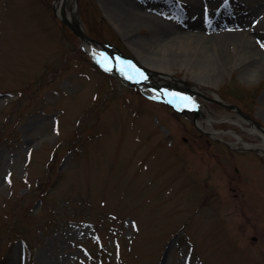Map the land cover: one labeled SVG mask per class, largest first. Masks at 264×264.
Returning <instances> with one entry per match:
<instances>
[{
  "label": "rangeland",
  "instance_id": "374dc122",
  "mask_svg": "<svg viewBox=\"0 0 264 264\" xmlns=\"http://www.w3.org/2000/svg\"><path fill=\"white\" fill-rule=\"evenodd\" d=\"M53 1L0 0V264H264V155L226 130L261 131L225 105L264 127V0H77L84 31L130 58L122 77L79 48ZM197 42L202 81L179 62ZM144 49L164 56L148 66ZM144 67L180 80L165 86L210 120L145 93Z\"/></svg>",
  "mask_w": 264,
  "mask_h": 264
},
{
  "label": "bare ground",
  "instance_id": "6f19581e",
  "mask_svg": "<svg viewBox=\"0 0 264 264\" xmlns=\"http://www.w3.org/2000/svg\"><path fill=\"white\" fill-rule=\"evenodd\" d=\"M190 1H191L190 3H192V4L194 3L197 6V4H198V2L200 0H190ZM61 5H62V0H56L55 1V9H56L57 13L59 12V9H60ZM73 9H74L73 5L71 7H68V8L65 9V14H66V17H67L68 20H71L73 18ZM197 16L198 15L195 16L196 18H194L191 21H189L188 25H190V26L193 25L196 28V31H197L196 34H199V36H202V35L204 36V34L202 33V32H204L203 31L204 23L202 21H200ZM140 17H143V16H140ZM131 23H133V21ZM168 31H170V30L167 29V28L161 27V32L162 33H166ZM161 32H159V35H162ZM199 32H201V33H199ZM248 38H246V39H248ZM179 46L181 47L182 45L179 44ZM183 46L185 47V45H183ZM252 47L253 46H252L251 43H249V45L246 46L248 51ZM87 48L88 49L90 48V49L94 50V48H92L90 45L89 46L87 45ZM105 48H107V47H105ZM158 49H160L159 51L162 50L161 52L165 51V48H162V47H158ZM196 49L200 51V53H201L200 55L195 53ZM97 50L98 49L95 48L94 51L97 52ZM185 50L187 51L186 55L185 54H184V56L181 55L180 58H179V62H181V64H183V65H186V66L188 65V67H190V69H191L190 70V75L192 77H195L198 80L202 81L204 77L202 75L199 76V73H201V72L203 73V71H204V73L208 74V70L211 69V63H210V61H209V59L207 57L208 56V49L205 52L206 48L202 44L197 42L196 45H194V46L185 47ZM191 50L194 51V53H193L194 57H193V55L189 56V54H188V52L191 51ZM204 52H205V54H204ZM138 53L140 55L141 61H143L147 65L149 64L148 66H153L152 63L150 64V61L152 60L153 57H155V58L157 57V58L161 59L160 57L164 56L163 53L161 55H159L158 53L157 54H155V53L153 54L152 49L139 50ZM142 54H143V56H142ZM247 66H250V64L248 63ZM112 67L113 68H117L119 70H122V68H120L118 65H112ZM160 67H162L165 70V72H167L169 70L166 65L162 64V66H160ZM245 70L246 69H244V71ZM144 71L147 73L146 74V77H147L146 79L147 80L141 81V87L146 93L155 94L157 92H162L165 96H170L175 91L171 90V89H168L165 85H170L172 87H179V85L181 84L180 80L174 79L173 77L166 76V74H164V76L157 75L158 73L150 71L149 68L144 67ZM155 75H157V76L155 77ZM159 78L162 80V82H159ZM193 87L196 88V86H193ZM187 88L191 89L190 87H187ZM214 95L217 96L216 93ZM203 118L206 119L207 121L210 120L207 115H205L201 110L197 109L195 122L199 126H202V123H203L202 119ZM226 119L230 120V118H226ZM208 126H209V128L206 126V129H208V130L212 129L211 133H215L214 128L211 125V123L208 122ZM249 129H250V131H253L254 133L260 135V138H261L260 142H261V145H263V147H264V135L261 132L257 131L256 129H254L253 126H251ZM228 132H230V133L235 135V133H233L231 130H229ZM236 138H237V141H233L232 142L233 144H239V143L243 144V141L240 139V136L239 137L236 136Z\"/></svg>",
  "mask_w": 264,
  "mask_h": 264
},
{
  "label": "water",
  "instance_id": "95a60500",
  "mask_svg": "<svg viewBox=\"0 0 264 264\" xmlns=\"http://www.w3.org/2000/svg\"><path fill=\"white\" fill-rule=\"evenodd\" d=\"M73 7H74L73 18L71 20H68L66 17V14H65V0H62V5L59 9V12L58 13L55 12V14L59 20H61L66 26H68L77 35V37L80 40L81 46H83V43H89L92 45H97V44H103L104 45L105 43L90 37L83 30V28L79 22V19L77 18V16H78V14H77V0H73ZM53 8H54V6H53ZM222 104H224V103H222ZM225 105L228 106L229 108L236 109V111L238 113H240L244 118L248 119V121L252 125L257 127L264 134V127L261 126V124L258 123L257 121L251 119L247 114L242 112L241 109L237 105H234V104H225ZM226 131H229V130H226ZM231 131L233 133H235V137L236 136L239 137L235 130L231 129ZM215 132H216V130H215ZM240 139H241V137H240ZM241 140L243 141V144L239 148L240 150H253L255 152H258V153L264 155V147L259 146L256 142H249V141H245L243 139H241Z\"/></svg>",
  "mask_w": 264,
  "mask_h": 264
},
{
  "label": "trees",
  "instance_id": "16d2710c",
  "mask_svg": "<svg viewBox=\"0 0 264 264\" xmlns=\"http://www.w3.org/2000/svg\"><path fill=\"white\" fill-rule=\"evenodd\" d=\"M90 32V31H89ZM91 34H93V35H95L96 33H93V32H90ZM96 36V35H95ZM73 37H75L74 35H73ZM74 48H75V46H74ZM76 49V48H75ZM74 49V50H75ZM42 178H40V181H39V184H45L46 182H47V180L49 179L48 178V175L46 174L45 176H41ZM35 188H37V187H35ZM57 220V219H56ZM11 227H12V229L11 230H14V225L12 224L11 225ZM8 234H9V231H7L6 232V235L8 236ZM15 234H16V236L17 237H19V238H21V239H23V240H25L26 241V237L24 236V234H23V232L22 231H19V230H16L15 231ZM29 242H27V244H28Z\"/></svg>",
  "mask_w": 264,
  "mask_h": 264
},
{
  "label": "snow or ice",
  "instance_id": "6c2138e0",
  "mask_svg": "<svg viewBox=\"0 0 264 264\" xmlns=\"http://www.w3.org/2000/svg\"><path fill=\"white\" fill-rule=\"evenodd\" d=\"M262 46H264V42H262ZM105 67H108V65H105ZM141 78H146V77H143L142 75ZM172 95L175 96V95H180V94L172 93ZM184 99L189 102L186 106L195 107V102L192 100L191 97H184Z\"/></svg>",
  "mask_w": 264,
  "mask_h": 264
}]
</instances>
